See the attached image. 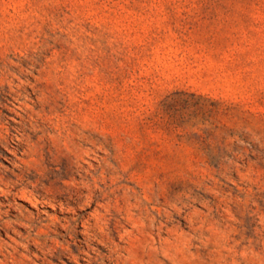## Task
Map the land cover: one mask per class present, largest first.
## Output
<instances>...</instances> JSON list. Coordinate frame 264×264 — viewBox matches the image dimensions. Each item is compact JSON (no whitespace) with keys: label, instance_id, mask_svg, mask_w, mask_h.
<instances>
[{"label":"rangeland","instance_id":"374dc122","mask_svg":"<svg viewBox=\"0 0 264 264\" xmlns=\"http://www.w3.org/2000/svg\"><path fill=\"white\" fill-rule=\"evenodd\" d=\"M0 264H264V0H0Z\"/></svg>","mask_w":264,"mask_h":264}]
</instances>
